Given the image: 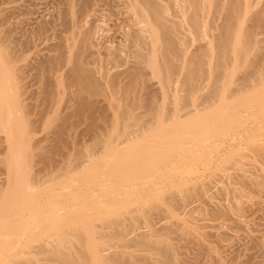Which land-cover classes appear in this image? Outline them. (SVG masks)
Segmentation results:
<instances>
[{"label": "rangeland", "instance_id": "374dc122", "mask_svg": "<svg viewBox=\"0 0 264 264\" xmlns=\"http://www.w3.org/2000/svg\"><path fill=\"white\" fill-rule=\"evenodd\" d=\"M73 3L72 4L75 6V12L73 10L72 4V9L69 8L71 7L70 3L69 5H66L68 4L67 0H0V30L2 33H0V37L1 39H4H0L2 42H4V44H1L5 45L4 48L6 50H3H5V52H7L9 55L11 54L10 59L14 61L13 67H16L14 68L15 71L17 70L16 75L21 76V80L20 76L18 77V81H20L18 82L19 84L16 83L18 86L20 85V89L17 88L18 86L15 87V91L18 89L16 91L17 94L15 93V95L20 94L19 96L20 99L22 98L21 101L23 100L22 103L24 104V110L19 109L17 111L18 113H14L13 118L17 119L18 117H21V119H26L29 128V141L27 142H22L23 140L19 139L20 134L16 136L14 134L12 135V129L10 131V129L6 127L5 130L8 129V131L0 130V186L2 185L5 187L8 185V183H6L8 182L7 179L9 177V172H7V163H9L10 158L13 157L10 155L12 150H15V147L17 149L15 151L13 150V152L17 151V155L23 154V162L25 161L30 163L31 170L34 173L39 174L41 178H46L50 173H54L56 170L59 171V168H63L64 166L66 167L67 163H74L73 166L75 164L76 166L79 165L80 161H78V156L86 150H90L89 152L92 153L91 156H93L91 157L92 159L85 157L86 159L96 160L98 158L100 159L102 156H105L103 158H107L106 153L108 155H111L112 153H108L103 148H101V146L104 144L102 141L104 139H101V137L104 136V138H107L104 140L107 143L103 145L106 147V150L107 146L111 145V143L112 145L119 144L120 146L122 145V147H124L125 143H118L119 141H122V138L117 135L119 130L124 129V127H126L127 131L132 130L135 127L138 128L135 125L125 126L121 123V121L119 122V116L122 112L121 108L119 106L116 107L117 105L114 104L115 101L113 102L114 99L111 101L110 98H105L103 95H96L95 97L91 94H86L87 97H90V99L93 97L91 99L92 101H90L94 102V104L96 102V104L93 108H91V103H89V106H87L88 104L85 103L83 106L85 107L87 104L85 107L86 109H82L81 112V109L77 107L80 104H78V99L76 100V93L73 91L74 87L76 86L71 82L72 80L74 82V79L71 78L72 80L70 81V77L72 74L74 76V72H72V68L70 69V66L73 64H71L72 62L69 56L75 52L74 47L77 48V46H79L76 43L79 41L77 39H82L81 37H83L84 34L82 35L81 33L85 30L87 31L88 29H90L89 31L92 30L94 34L93 39L95 42L93 47L89 48L88 52L86 51L87 53L84 52V55H86V60L84 59V56L83 59L85 60V63L87 60L89 61L87 63L90 64L86 63V65L95 69L98 78L100 77L102 79L104 77L101 80H105L103 83H108L107 81L110 75H107L109 71L106 73V69L110 70V67H115V63L113 61H109L108 64V61L105 60V56L107 55L106 53L108 52L107 48L117 44L116 41H119L117 38H120L122 31L124 32L126 29L128 30V24L131 21V18L133 19L135 17L134 13L129 10L127 6L128 4L126 5V0H89L87 3H83L82 0H76V2ZM259 5L252 8L251 12L247 14V24H253V19H255L253 17H256L257 13H259L261 10V4ZM67 8L69 10H73L74 13L71 10V12H68L69 10ZM253 11L256 12L253 13ZM69 13L74 15L72 16ZM68 15L70 16L68 17ZM74 24L79 26H76V31L74 30ZM206 29L208 30L209 28ZM207 30H205V33H207ZM73 31H75V34L78 35L75 36ZM251 31H253L251 34L253 35L254 39H256L257 43L253 44L245 58L234 59L231 62L230 68L227 70L225 76L222 75L223 77H219V84L223 89L220 95L225 94L226 98L229 94L227 102H233L238 97L240 99L239 100L237 98L238 103L240 101L241 102L237 105V108L235 107L236 104L234 105L233 109V107L230 108L231 106L228 107V104L225 105L226 103L219 101V103L216 101V103L212 106L205 107L200 105L202 108L199 106L197 108V103L194 107V104L192 106L189 105L186 107V111H183L185 108L184 107L182 109L184 114L188 113L190 110L191 112L189 114H185L187 116L184 115L182 120L188 123L190 118L192 121L197 116L200 118L195 119L199 120L198 122H200L201 119H205L207 122H209L208 124L211 125L208 126V124H206L207 126L204 125L206 127L203 126V129H199V127L194 128L195 130L192 129L194 133L197 132L199 134L200 131L202 133L200 132L201 134H199V136L197 135L196 137H186L187 139L184 137L185 140L182 141V149L177 150L175 154H173V157L171 155L172 158L168 157V159L170 158L169 160L165 159L161 161L159 166L156 168L157 170L153 169L152 171L147 172V175L143 173L146 176L141 175V179H129L130 186L128 185V188H125L126 191L124 189L119 191L117 194L119 199H117L118 196L116 198V195L111 193L112 188L109 189L111 184L110 186L106 185L108 187L103 185L107 184V181H110L108 180V174L103 173L100 176H96L99 178L103 175L102 179L106 180V177H108V179L105 182L102 180L103 186L94 184V187H91L90 189L92 190L90 193L96 195L98 193L99 197V201L97 202L99 207L97 206L96 214L95 210H92V208H89L90 212H88V210L87 212L86 210L83 211V214L86 212L84 214L85 216L86 214L88 215V213H91L89 216L91 217L92 215L93 217H86L88 221L89 219L90 221L92 219L93 222H89L90 225L87 224L88 227L85 226L83 228L82 224L80 225L83 231L85 228H88V231H90L88 232L89 234L86 232V230L84 233V240L86 243L88 242L87 245L89 246L87 247L89 251L92 249L90 248L91 243L96 242L97 244H100L102 240L105 241V239L101 238L100 235L103 233H112L114 231L113 228L115 225L113 223L116 222L119 227L128 231V233H130L129 235L132 236L130 237L128 235L129 237H126L128 234L127 233L122 239L112 238V242L109 241L110 243H108L110 245L111 243H115L117 247H111L108 243L107 245L104 243V248L106 247L105 249L106 251L108 250V253H113L115 251V254L119 253V262L123 264H130V262L132 263L134 256H137L138 254L140 256H144H141L143 260H145V258L148 259L145 261L149 262V260H152V263L161 257V252L164 254H173V257H175V261L178 264H264V161L261 156L262 154L260 155L258 153V147L261 149L264 147V95H261L263 94L261 91L264 87V74H262V76L259 73L256 75L255 72H252V74H254L252 75L254 78L251 79L252 84H250V86L248 85L249 88L247 86V89L245 88L246 90L243 89V93L241 92L242 95H237V97L234 95V97L232 96V100H230L233 88L235 87L236 89V86L241 82V79L249 74V70H254V68H259L261 70L264 69V20L256 24V26H254L253 30ZM208 32H211L207 33L210 35H214L216 33L217 35H220L222 33V29L214 28L210 29V31L208 30ZM73 35L75 38H77L76 41L74 40L75 38L72 37ZM210 35L208 38L206 36V38L204 40L202 39V41L199 39L198 41L193 40L194 42L191 46V49L195 50V48H198V45L200 44H209L210 40L208 41V39L210 38ZM69 38H74L73 45L76 44V46H72V50H70V44L72 45V40H69ZM66 39L71 41V43L67 41L69 45L67 44ZM204 42H206V44ZM80 43L81 41L78 44ZM65 47H68V49L70 48L69 50L72 51V53L66 49L67 54H70L67 56L65 53L63 54V51L65 52ZM104 50L107 52H104ZM94 52L95 55H97L96 53L99 52L98 55H103L104 57L98 55L97 56L99 58L95 57ZM57 54H59V56L61 54L63 56L65 55L64 59L67 60H64L65 62H63V65L60 62L62 65H60V67L58 66L59 64L57 66L53 65L56 64L57 61L56 63H53V71L51 68L52 65L49 64L48 61L52 55L57 57ZM45 56H48L49 58L47 57V59ZM92 57L95 58V60L92 59ZM68 60H70L71 63H69ZM103 60H105V63ZM39 61H42L41 63H43V66ZM66 61L68 63H66ZM129 62V64H132L131 61ZM243 62L245 65L242 66ZM44 64H46L45 67ZM48 64L49 67L51 65L50 68L52 69L49 71L50 75L46 72L48 71L47 68H49L46 67ZM105 65L110 67L107 68ZM55 66L58 69L55 70ZM103 67H105V69H103ZM120 67L116 68L120 69ZM60 68L61 70L59 71ZM15 71L13 72L16 73ZM110 71L115 72V70ZM103 73H105L108 78ZM211 74L213 76L215 75V73L213 74L212 71ZM153 78V80L149 81L152 83H150L152 86L149 83L147 84L150 85L148 86L149 90L152 89V92L155 90L154 93L149 94L150 91H148L147 88V90L145 89L146 91L144 90L141 92L143 93L142 95L148 94L145 97L150 101L155 99L156 101H154L157 102V104L160 102V104H162V102H164V105L166 104L165 111H170L172 107H168L169 105L172 106L171 104L173 103H170L171 101L168 99L166 102L162 101V98L164 99L163 95L165 94H163L162 90L159 88L160 84L158 85V78ZM58 80L60 82L62 80L63 84L61 85H64L61 88L60 85L57 84L60 87V90L62 89L61 92L58 91L59 93L56 91L57 89L55 90L57 85L54 84L58 83ZM52 83L55 86L52 85ZM153 83H155V86ZM205 83L208 85V82ZM66 84L69 85L66 86ZM51 87L54 88L56 92L52 91ZM48 88H50L49 91L51 90L52 93L55 92L58 94V96L56 94L55 96L53 95L55 98H57H54L56 101L53 104L55 105H53L50 101L47 102L46 91L49 92L47 90ZM160 90L161 93L159 92ZM147 91L148 93L144 94V92ZM156 91L157 94L155 93ZM201 93L202 92H200L199 95ZM260 97L262 98L260 99ZM143 99L145 100V98ZM217 99L221 100L220 97ZM108 100L111 102L109 101V103ZM74 101L77 102L75 103ZM86 102H88V99ZM111 103L116 105L114 106L115 109L113 106H109ZM11 104H13V106L16 105L13 102H11ZM222 104H224L226 107L223 108ZM10 105H7V107H9L8 109L12 108L14 109V112H16V107H11ZM83 106H81V108H83ZM173 106L175 107V105ZM87 107H90L91 109H88ZM77 108L80 110H77ZM146 110L147 109L144 107H139L135 110V113L144 114ZM220 110L222 112L225 111L223 117L216 115ZM206 114L212 116L207 118L208 115L206 116ZM203 115L206 116V118ZM218 118L220 119L218 120ZM229 119L232 120V123L229 121ZM0 120L6 122V125L10 121L9 126L10 123L11 126L9 128L14 127L12 123L14 120H9L8 118V120L6 119L8 121L7 122L4 120V117H1ZM210 120L216 121L218 123L214 122L215 125H213V122ZM165 124L166 123H161L160 125L162 127L158 125L154 126L152 129H154L155 132H159L161 130L163 131L164 135H167L170 132L167 131L170 126H166L168 127L166 129L164 128ZM188 126L190 127L191 125L188 123ZM218 127H221V129ZM155 128L158 129L156 130ZM170 129L171 128H169V130ZM151 130H149V132L146 131V134L143 133L140 135V137H146L147 135L150 136V133H155L154 130L152 132ZM6 132H9L10 135L8 136ZM173 134L170 136L171 140H175L173 136H177L176 133L174 135ZM206 134L207 136H205ZM98 137L102 143L100 146L97 144L98 147L95 148V142L100 143ZM113 139H116L114 140L115 142H112ZM253 147H256L255 149L258 150H255ZM18 151H23V153L20 154ZM67 156L69 159H67ZM73 157L74 160L77 159L76 162L70 161ZM110 157L112 158V156H108V159ZM25 162L24 164H28ZM143 163H145V161ZM68 166L69 165H67V167ZM82 169H84V167L79 166L75 172H81ZM155 171H157V173H155ZM96 177L94 178L97 179ZM87 179L89 180V177ZM243 179H245V181L248 180L250 183L252 179V181H254L252 183L254 184L251 183V185L249 182L247 183V181L245 183ZM109 183H111V181ZM74 184L76 186H80L82 185V181L77 179L75 180ZM5 189L2 187L0 192ZM86 190L88 191V189H83L81 190V193L78 194L79 198L77 199L79 201H81L80 198L83 196L81 194L85 193ZM87 193L89 192H86V195L88 196ZM125 195L129 197L128 200L132 198L134 201H131L132 199L130 201H126L127 196L125 198ZM89 196L87 197L88 199L86 197L81 198L86 199L83 200L84 205L88 203ZM96 197L94 198L96 199ZM136 198L141 199H139V202L138 200L136 202ZM75 201H73L71 208L74 206L73 208L77 209ZM120 202L122 205L126 204L125 208H122ZM76 203L79 204V206L83 205L82 202L81 204L78 202ZM100 205L102 207H100ZM107 206L111 210V213H115L114 216L111 213L106 215L107 212L105 211V207ZM99 211L104 215L100 214ZM98 213L100 214L99 216L97 215ZM108 219H113V221H109ZM93 227L97 228L95 230L96 233L92 232L91 229H93ZM140 234L146 238L145 243L143 244H138L137 242L135 243L133 240L136 235ZM76 237L75 235L74 237L71 235V237H69L71 239L68 238L69 240H66L69 241L67 242L68 245L71 243L73 244V241H75V243H79L83 240V238H80L81 240L79 239L80 241H77L78 238ZM120 240H123L122 243H119L121 242ZM37 243L35 244L40 246L39 244L41 243ZM19 247L20 246L18 245L16 250L17 252H19V250H25L24 248H22V250L21 247ZM157 247H163L162 250L159 248V251H161L160 253L156 250ZM163 249H167L166 252L163 251ZM24 252L21 255L19 254L20 252L18 253L20 257L23 258V256H25ZM164 254H162V256ZM19 255L16 253L15 256L20 258L18 257ZM12 257H14V255ZM11 260L12 258H9L7 262L11 263ZM142 263L143 262L140 264ZM144 264H146V262H144Z\"/></svg>", "mask_w": 264, "mask_h": 264}, {"label": "bare ground", "instance_id": "6f19581e", "mask_svg": "<svg viewBox=\"0 0 264 264\" xmlns=\"http://www.w3.org/2000/svg\"><path fill=\"white\" fill-rule=\"evenodd\" d=\"M82 1L83 3H87L89 0H82ZM67 2L68 4L66 5H69L70 3V6H71V4L73 2H76V0L75 1L67 0ZM80 3L82 4L81 1ZM259 4H261V10L259 11V13H257L256 17L252 16L253 18H255L253 19L254 20L253 24L251 22H250L251 24L249 23L247 24L246 22L247 14L251 12L252 8H254L255 6ZM126 5L128 6L129 10L132 11V13H134L135 17L133 19L131 18V21L128 24L129 28L127 27L128 30L126 29V31L124 32L122 31V34H120L121 35L120 38L118 36H117L118 38L116 37L119 40L118 42L116 41V43L117 44L119 43V44L112 45L108 47L109 49L106 47L108 52L104 50V52L105 51L107 52L106 53L107 55L105 56L106 57L105 60L108 61V64H109V61L110 62L113 61L115 63L114 64L115 67H112L114 69H112L108 65H105V67L107 66V68L110 67V70L112 71L115 70V72H111L109 69H106L107 71L105 70L106 73L109 71L107 75H110L109 77L110 80L108 76L105 75V73H103L105 76H107L108 81L107 80L106 81L108 83H103V81L105 80L103 81L101 80L104 77L102 79L99 77L100 78L99 79L96 75L95 69L86 65V63L89 62L88 60L85 63L86 55H84V52L86 51L88 52V49L92 48L95 42V40L93 39L94 34L92 30L89 31L90 29H88L86 31L84 29L86 32L81 31L82 32L81 34L82 35L84 34L83 37H81L82 39H77L74 37V35L75 36L78 35V34H75L76 26H78L76 25L77 24L76 22V24H74L75 31H73L74 35L72 37L75 38V39L73 38L75 41L76 39L79 40L76 43L79 46H77V48L74 47L75 52L73 54H70V53L67 54L66 49H68L69 46L67 48L65 47V52L63 50L62 51H63V54L65 53L66 56L70 54L69 56H70V60L72 63L70 62V60L68 61L69 63L73 64V65L70 64L71 65L70 69L72 68L71 70L72 72H74V76L73 74L72 75L70 74L71 77L70 75L69 77H70V81L74 79V82L73 80L71 82L72 84L76 86L74 87L73 91H75L76 93L75 95L76 100L78 99L77 100L79 102L78 104H80L77 107L81 109V112H82V109H84L87 104H88L87 106H89V103H91V108H93L96 104V102L95 104L94 102H91L92 101L91 99L93 97L91 96L92 98L90 99V97L89 96L87 97V95L91 94L95 97L96 95H99V96L103 95L105 96V98H110L111 101L114 99L113 102L115 101L114 104L117 105L116 106L111 103V105L109 106H113V107L119 106L121 108L122 112H121V115L119 116L120 120L118 119L119 122L121 121V123L124 124L125 126L135 125L138 128L135 127L132 130L127 131L126 127H124V129L119 130L117 135H119L122 138V141L121 142L119 141L118 143H125V145L123 144L124 147H122V145L120 146L119 144L112 145L111 143V145L109 146H107L106 144L107 146V150H106V147L103 145L107 143L104 141L107 138H104V136L101 137V139H104L102 140L104 144L101 146V148H103L108 153H112L113 155L112 154L108 155L106 153L107 158H103L105 156H102L100 157V159L98 158L96 160H91L92 159L91 157L93 156H91L92 153L89 152L90 150H86L84 152L81 151L82 153L78 156L79 157L78 161H80L79 165L76 166L75 164L74 165L75 167H74L73 166L74 163L73 164L67 163L66 167L67 165H69L67 168L65 166H64L65 168L64 167L59 168L60 169L59 171L56 170V172L50 173L49 176H47L46 178H41L39 174L34 173L31 170L30 163L24 161L25 163H28L29 165L24 164L23 159H22L23 151H20V152L18 151V153L22 155H19V154L17 155V151L13 152L14 150L13 149L10 155L13 157L10 158V161L8 160L9 163H7V166H8L7 172H9V177H8L9 180L7 179L8 182L6 183H8V185L5 186L6 189L4 186L1 185L5 190L3 191L1 190L2 192H0V264H97V263L98 264H105V263L123 264L119 262L120 260L119 253L115 254L116 251L113 252L114 254L112 252L108 253L107 252L108 250L106 251L105 249L106 247L104 248V243H106L107 245V243L109 241L112 242L111 240H113L114 238L122 239L123 236H125L128 233V231L119 227L116 224V222L113 223L115 225L113 228L114 231L112 233H105V234L103 233L102 235H100L101 238L105 239V241L102 240L100 244L99 243L97 244L96 242L91 243L90 248L92 249L90 251L87 247L89 246L87 245L88 242L86 243L84 240L85 230L87 233L90 231H88L89 230L88 228H85V230L83 231L80 225L82 224L84 228L85 226L88 227L87 224H89V222L93 223L92 219L91 221L89 218H88L89 221L86 219V217L89 216L91 213H88V215L86 214V216L84 214L87 212V210L88 212H90L89 208L90 209L92 208V210H95V214H96L97 206L99 207L97 203L99 201L98 193L97 195L90 193L92 191L90 190L91 187H94L93 186L94 184L102 185V180L105 182L107 181L109 177L108 180H110L111 183H109L110 181L109 182L107 181V184H103V185L110 186L111 184V187H109V189L112 188L111 189L112 191L111 190L110 191L111 193L115 194L116 196L115 195L114 196L117 198L118 196L117 194L119 193L121 189L125 190V188L126 189L128 188L127 186L129 185V179L131 178L141 179V177L144 175L143 173L147 175L148 174L147 172H150L153 169H156L159 166L161 161L168 159V157H171V155L173 157V154H175L177 150L182 149L183 147L182 141L185 140L184 137L185 138L191 137V136L196 137L197 135L199 136V134L202 133L200 131L201 133L199 132L198 134L196 132L197 130L195 131L196 133H194L193 130H195L194 128L196 127L197 128L199 127V129L201 128L203 129L204 127L207 126L206 124H208L209 122H207L205 119L203 120L201 119L200 122H198L199 120H195V119H198L199 117L196 116V118L192 120L193 122L191 121V118H190V121H188V123L191 125L189 127L188 123L182 120V117H184L185 114H189L191 112L190 110L188 113L184 114L183 111H186V107H188L189 105L192 106L193 104H194L193 105L194 107L196 103H197V108L198 106L207 107V106H212L213 104L216 103V101L217 102L219 101L222 103L223 102L226 103L225 105L228 104V107L231 106L230 108L233 107V109H234V105L236 104L235 107L237 108L238 107L237 105L241 102L240 101L238 103L237 95L239 96L242 95L241 92L243 91V89H245L248 85L250 86V84H252L251 79L254 78V76H252L254 75L252 74V72L253 73L255 72L256 75L257 73L261 75L264 74V69L261 70L259 68H254V70L251 69L248 71L249 74H247L245 77L241 79V82L237 84L236 89L235 87L233 88L231 92L232 95L230 94L231 95L230 100H232V96L234 97V95H236L235 97L237 98L235 101L237 102L235 101L227 102L229 94L227 95L226 98H225V94L220 95L223 89L221 85L219 84V81H220L219 77L222 75L225 76L227 70L230 68L231 62L234 59L245 58L248 51L252 48L253 44L257 43L256 39H254L253 35L251 34L253 33V31L251 30H253L256 24L264 20V0H126ZM127 6H124V7H127ZM74 7L75 6L73 5V10L75 12ZM69 8L72 9V6ZM70 10L68 12H71V11L73 12V10L71 11ZM255 12L253 11V13ZM69 14L72 15L71 13ZM70 15H68V17ZM206 28H209L208 29L209 31L210 29L220 28L222 29V33L220 35H217V33L214 35L212 34L210 35L207 33H211V32H208ZM205 30H207V33H205L206 32ZM0 33H1V30H0ZM209 35H210V38L208 39V41L210 40L209 44L207 45L200 44L201 46L198 45V48L196 47L195 50L191 49V46L194 42L193 40L198 41L199 39L200 41H202V39L204 40L206 36L208 38ZM67 39H66V42L69 41L70 39L72 40V45L70 44L71 49L69 48L70 50H72V46H76V44L73 45L74 40L72 38H69V40ZM1 40H4V39H1ZM80 41L81 43L78 44ZM69 42L71 43V41ZM1 43L4 44V42L2 41L0 42V85H1L0 87V118L4 117V120L6 119L8 120V118L9 120H14V122L12 121L14 127L9 128L11 126V123L9 126L10 121L8 122L6 120L8 122L6 125L5 124L6 122L1 121L3 120L1 119L0 120V130L8 131V129H10L11 131L12 129L13 130L12 135L14 134L16 136L20 134L19 139H22L23 140L22 142L24 141L27 142L29 141L28 122L26 121V119H21V117L20 118L18 117L19 119L13 118L14 113H18L17 111L19 109L24 110V107H23L24 104L22 103L23 100L21 101L22 98L20 99V96H19L20 94L15 95L16 91L18 90L17 89L15 91L16 89L15 87H17L18 86L17 84H19L18 82H20L18 81L19 80L18 77L20 75L19 76L16 75L17 70L16 71L14 70V68L16 67H13L14 61L10 59L11 54L9 55L7 54V52H5L6 50L4 48L5 45H2ZM204 43L206 44V42ZM70 52L72 53V51ZM99 52L96 54L98 55ZM61 55L59 56V54H57V57H54L52 55L51 58L47 56L49 58V61L47 60L48 58L45 56L47 58L45 60L48 61L49 64L51 65L53 63H56L57 61V63L53 65L57 66L59 64L58 66L60 67L61 63L63 65V62H65L64 60H67V59H64L65 55L64 56L63 55L61 56ZM94 55H95V52H94ZM97 55H95V57L103 56V55H98V56ZM83 56L85 57L84 58L85 60L83 59ZM93 57L92 59L95 60V58ZM105 60H103L104 63H105ZM129 61H131L132 64H129L130 63ZM39 62L41 63L42 61H39ZM11 63H12V67H11ZM66 63L68 62L66 61ZM41 64L43 66V63ZM49 64L46 67H49ZM87 64H90V63H87ZM45 65L46 64H44V67ZM53 65L51 67L52 69L54 68ZM243 65H245L244 62L242 66ZM56 66H55V70L58 69L56 68ZM246 66H249V65H246ZM105 67H103V69H105ZM116 67H120V69H117ZM49 68H47L48 71L46 72L49 73L50 75L49 71H51L52 69L50 68L49 70ZM60 70L61 68L59 69V71ZM13 71H15L16 73H14ZM211 71L213 72V74L215 73L214 76L211 74ZM153 77L158 78V81L160 82V83L158 82V85L160 84L159 88L162 90V93L165 94V95L162 94L164 99L160 97L162 98V101L166 102V100L168 99L171 101L170 103H173L171 104L172 106L169 105L168 107V108L172 107V109L174 108L173 110L171 109L172 111L171 110L165 111L166 104L164 105V102H162V104H160L161 102L157 104L154 98L153 99L155 101L154 100L150 101L149 99L145 97L148 95L147 94L148 91H150L149 94L150 93L153 94L155 91L154 90L152 92L151 91L152 89L149 90L148 88V86L152 84L149 81L153 80L154 79ZM20 80H21V76H20ZM59 82L60 81L58 80V83H54V84L56 85L59 84L60 87L62 88V86H64V85H61L63 84V81L61 80V82L60 83ZM205 82H208L207 83L208 85H206ZM147 83L149 84L151 83V84L148 85ZM54 84L52 83V85ZM154 84L155 83H153V85ZM67 85L69 84H66V86ZM19 86L17 88H19ZM57 86L55 90L57 89L56 90L57 92L58 91L61 92L62 89L60 90V87L59 86L57 87ZM72 86H68V87H72ZM49 87H50V84H49ZM147 88H148V91L144 92V94H147V95H142L143 93L141 92L144 91L145 89L147 90ZM49 89L50 88H48L47 90L49 91ZM51 90L55 91L54 88L52 87H51ZM51 90L49 92L46 91L47 96L46 95L45 96H46L47 102L50 101L53 104L56 101L54 100L55 98L54 96L55 94L58 96V94L55 93L56 91L52 93ZM161 90L159 91L160 93H161ZM200 92L202 93L199 95ZM236 92L238 93L240 92V93L238 94ZM261 92L263 93L261 95H264V87L262 88ZM155 93L157 94V91ZM218 97H220L222 101L217 99ZM143 98H145V100L147 101H145ZM261 98L262 97H260V99ZM87 99H88V102H86ZM77 101H74V102L76 103ZM109 101L110 100H108V102ZM11 102H13L16 105L13 106ZM85 103L87 104L84 107L83 105ZM7 105H10L11 107L12 106L16 107L17 109V110L15 109L16 112H14V109H12L11 107H10L11 109H8L9 107H7ZM173 105H175V107ZM222 105H223V108L226 107L224 104ZM81 106H83V108H81ZM139 107L146 108L147 109L146 112H144V114L135 113V110ZM78 108L77 110H80ZM87 108L91 109L90 107H87ZM183 108L184 110L182 111ZM224 112L225 111L222 112L220 110L217 114L215 112V114L218 115L219 117L220 116L223 117ZM207 115L208 114H206V116ZM206 116L204 117L206 118ZM210 116L208 115L207 118H209ZM219 119L220 118H218V120ZM210 121L213 122L212 123L213 125H215L214 122L216 121H213V120H210ZM229 121L231 122L232 120L229 119ZM161 123L162 124L166 123L164 127L166 129L170 126L169 128L171 129L169 130L168 128L167 129L168 132L169 131L173 132L174 130V132L177 135V132L179 131L178 132L179 136L178 135L173 136L175 140L173 138H172L173 140H171L170 136L174 132L168 133L166 131L168 134L164 135L163 131L160 130L159 132L161 133H159L158 131L155 132V130L152 129L154 128V126H158ZM184 123L185 124L187 123V124L185 125ZM209 125L211 124H208V126ZM6 127L8 128L7 130H5ZM218 128L221 129V127H218ZM155 129L157 130L158 128H155ZM149 130H151V132L154 130L155 133H150L151 134L150 136L147 135L146 137L144 136L142 138L140 137V135H142L146 131L149 132ZM203 131H207V130H203ZM7 135L8 136L10 135L9 132L7 133ZM205 136H207V134ZM114 140L116 139H113L112 142H115ZM99 142H100V138H99ZM101 143L102 142L100 143L95 142L96 144L95 148L98 147L97 144H99L100 146ZM16 149L17 148L15 147V150ZM258 149H255V150H258L259 152L258 151L257 152L260 155L262 154L261 156L264 161V147L262 149L258 147ZM108 156H112V158L110 157L108 159ZM85 157H89L91 159H86ZM67 159H69L68 156H67ZM72 159L70 160L71 162H76L77 160V159L74 160V157ZM144 161L145 163H143ZM79 166L84 167V169H82L81 172L76 173L75 171ZM103 173L108 174V177H106V180L102 179L103 175L99 178L96 177V176H100ZM155 173H157V171H155ZM88 177H89V180L87 179ZM94 177H96L97 179H95ZM77 179L82 181V185L76 186L74 184L75 180ZM243 180L245 181V179ZM248 180H246L247 183L249 182ZM252 182L254 181H252L251 179V183ZM255 184H256V181H255ZM2 187L0 189H2ZM83 189H88V191L86 190L85 193L81 194L83 195L81 196V198L82 197L87 198L90 194L89 200L91 201L90 202L88 200V203L86 202L87 204L85 205L83 201L85 198L83 199L80 198L81 201L77 199L79 198L78 194L81 193V190ZM86 192H89L87 193L88 196L86 195ZM94 195H96L97 197ZM126 196L127 195H125V198ZM94 197H96L97 201ZM117 199H119V196ZM128 199L129 197L127 196L126 201ZM131 199L132 198H130V200ZM139 199L136 198L135 201L137 202L138 200L139 202L140 201ZM121 200H124V199H121ZM73 201H75V204L77 206H79V204H77L76 202L80 204L82 202L83 205L82 206L80 205L81 207L76 206L77 209L73 208L74 207L73 206L72 207L73 209H72L71 205H73ZM131 201H134V199H132ZM108 206L105 207L106 208L105 211L107 212L106 215L108 213L109 214L111 213V210L108 208ZM125 206L126 204L122 205V208H125ZM100 207L102 206L100 205ZM84 210H86V212L83 214ZM80 213L83 214L85 218ZM100 214L102 213L100 212ZM100 214L98 213L97 215L99 216ZM111 214L114 216L115 213H111ZM103 217H106V216H103ZM90 218H93L92 215ZM109 221H113V219ZM96 229H97L96 227H93V229L91 230L92 232L96 233L95 232ZM129 234L130 233H128L126 237L132 236ZM71 235H73V237L74 235L75 237L77 236L76 237L78 238L77 241H80L82 238L83 240L80 241L79 243L77 242L78 244L75 243V241H73L75 244L74 243L72 244L70 242L71 244L68 245L67 242L69 241H66V240L69 237H71ZM133 240L135 241V243L137 242L138 244H143L145 243L146 238L140 234V235H136ZM122 241L119 243H122ZM37 242L41 243L39 244L40 246L35 244ZM18 245L21 247V249L22 248L25 249L24 251L27 253V255L24 251L19 250L20 253L16 251ZM117 245H120V244H117ZM110 246L115 247L116 245L115 243L113 244L111 243ZM157 248L156 250L159 251L160 247L158 249ZM162 248L163 247H161L160 250H162ZM166 250L163 249V251L165 252ZM23 252L25 256L22 255L23 256L22 258L20 257V255ZM160 252L161 251H159V253ZM16 253L17 255L20 254L18 256L20 258H17L15 256ZM161 253H160V256L162 258L160 257L161 259L159 258L158 260H155L152 263H151L152 260H149L150 262L149 263L148 261H145L147 258L143 260L142 257L144 256L141 255L142 256L141 257L138 254L139 257L138 255L134 256L133 261L132 263L130 262V264H140L141 262H143L142 264H144V262H146V264L147 263L149 264H178L175 261V257H173V254L170 255V253L169 254L162 253L164 254L162 256ZM13 255L17 259L16 258L13 259L14 258L12 257ZM9 258H12L11 263L7 262Z\"/></svg>", "mask_w": 264, "mask_h": 264}]
</instances>
